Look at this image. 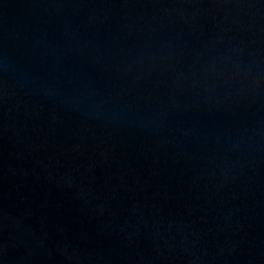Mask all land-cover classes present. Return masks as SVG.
I'll return each instance as SVG.
<instances>
[{
    "label": "water",
    "instance_id": "obj_1",
    "mask_svg": "<svg viewBox=\"0 0 264 264\" xmlns=\"http://www.w3.org/2000/svg\"><path fill=\"white\" fill-rule=\"evenodd\" d=\"M0 264H264V0H0Z\"/></svg>",
    "mask_w": 264,
    "mask_h": 264
}]
</instances>
